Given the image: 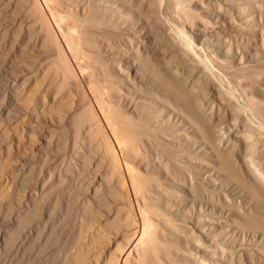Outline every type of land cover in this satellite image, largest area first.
Listing matches in <instances>:
<instances>
[{
    "label": "bare ground",
    "instance_id": "bare-ground-1",
    "mask_svg": "<svg viewBox=\"0 0 264 264\" xmlns=\"http://www.w3.org/2000/svg\"><path fill=\"white\" fill-rule=\"evenodd\" d=\"M2 2L4 1L0 0V7ZM18 2L24 11L22 16L24 18L21 20L24 19V24H27L22 31H25L26 36H23L26 38L25 43L31 41L32 48L36 52L38 50L44 52L45 57L54 56L55 60L53 57L51 60H54L52 64L56 68L53 67L55 68L53 76L43 78V75L49 72L45 73L46 68L43 69L44 65L40 62L36 71L34 70L35 73H42L38 76L42 78H38L40 81L36 82V88L28 89V79L23 76L22 82L18 81L20 86L16 92L14 90L15 95L11 99L16 103L17 100L21 101L23 105L22 115L25 116L28 127L32 128L35 150L45 151L43 153L45 160L54 157L52 162L55 161V164L48 169L44 168L46 174L44 177L41 175L42 179L37 178L39 194L37 191L26 192L32 194L27 195L30 197L27 203L23 202L21 214L19 213L22 209L18 211L19 215L16 214L17 211L14 212L15 215L12 213L17 217H14L16 219L14 221L18 226L13 227L14 222L10 221L13 222L10 229L32 225L34 220L31 222V218L36 219L37 213L40 218L46 213L49 215L53 210L57 213L55 212V209L59 211L57 208L46 213L45 211L52 204L47 201L48 198L55 194L53 197L58 199L56 194L60 192L58 193L56 189H60L59 186L62 184L58 187L57 185L62 182L65 184L62 187H65L66 191V196H63V203L67 206L65 210L70 213L68 207H72L70 204L75 201L80 205L79 223L85 229L82 231L80 227L79 231L82 233L86 230V233L84 232L83 236L80 233L78 236L75 235L78 239L77 241L74 239L76 242L74 245L71 243L73 245L71 250H69L71 244L66 241L70 245L67 249L71 252H68L69 256L64 255L67 256L65 258H68L67 261L62 256L61 259L65 262L58 264H221L226 256L224 248L221 249L222 244L216 245L218 232L223 235L225 233L223 239L230 246L231 251L230 249H228L230 252L227 251L228 255L230 253V261L227 260L229 264H264V260L258 259V255V258L254 256L257 254L252 252L254 250L248 249V246L260 239L262 249L258 251H264V76L250 81L253 83L249 82L250 85L255 83L252 89L249 87L250 93H245L242 87L241 97L240 93H237L238 95L235 93L240 98L239 103L233 91L223 87H227V84L222 86L223 82L217 83L219 79L217 73L220 75V72H216L215 68L221 57L222 66L229 64L228 66L234 67L232 63L236 61L240 70L242 68L250 70L254 67L250 63H254L255 60L248 58V45L254 44L252 41L257 40L260 49H264V27L261 26V21L260 28L257 24L253 25L254 18L248 17V13L250 9L257 7L258 2L250 3L249 0H18ZM167 4L170 5L169 8L172 6L175 8L174 26L169 24L171 15L168 16L169 19L168 12L163 14ZM2 13L4 15V11ZM2 13L0 12V15ZM164 15L166 16L163 17ZM170 23L172 24V21ZM229 31H234L236 37L234 33H228ZM210 35L217 36L215 41L217 49L211 47L212 45L208 46V42L204 44ZM224 35L226 36L223 38ZM242 35H247V38H244L245 43L242 41L244 40ZM251 36L254 37L252 41ZM258 43L251 44L255 53ZM166 49L165 55L163 53ZM18 54L20 68L28 69L31 60H27V50L21 48ZM48 61L51 64L50 60ZM213 61H216V64ZM226 79L224 83L228 82V78ZM53 81L59 85L58 89L54 87ZM188 82L192 84L189 86ZM13 88L15 89V86ZM229 88L234 90L230 86ZM215 108L218 111L214 110ZM220 110L231 111L229 113L231 123H236L240 118L241 123L243 119L240 116H243L250 124L254 118V128L247 123L250 127H242L240 130V124L239 129L234 126L233 129H229L230 126L226 124L228 119L225 117L222 118V122L225 119L223 124L220 121L217 123L216 119L214 122L213 116L219 118V114L222 113ZM214 111L218 114L213 115ZM66 118L80 121L72 141L70 140L72 149L68 154L65 153L69 144L66 133L64 135L66 138L63 137L64 140L57 138L56 143L52 133L53 127ZM246 122H243L244 125ZM231 123L229 124L232 127ZM98 131L103 132L105 138L100 133L99 135L103 140H107V148L100 147V136L97 135L99 140L95 136ZM148 132L159 137V139L154 137L152 145L149 137V141L144 137L151 134ZM258 132L262 133L258 134L259 138ZM196 138L199 139L197 144ZM52 143L55 148L51 147ZM104 143L105 141L101 144ZM143 143H147L148 146ZM106 157L111 158L109 162L106 161ZM24 158L26 159V156ZM202 170L209 171V177L205 176L204 180L199 178ZM30 171L32 169H29ZM220 176L225 177L229 185L227 181L225 182L226 179L219 178ZM20 184L19 187L22 186ZM16 186L14 187L17 188ZM218 191L219 193L222 191L220 196L223 195V199L230 207L232 217L230 224L227 223L228 220L217 221L218 216L214 218L219 209L216 210V205L222 204L218 200L216 205L214 203L216 202L214 196L218 195ZM56 200L53 201L59 203L61 199ZM225 205L227 206L226 203ZM64 212L62 214L58 212L61 214L60 217L65 218ZM220 212L221 209L218 210V213ZM6 215L8 216L7 213ZM6 215L3 214L4 217ZM58 220L61 222L60 218ZM40 221L35 220L36 223ZM59 226L61 225H58V228H61ZM58 231L55 234L57 236L61 232ZM11 233L8 237L16 236L15 233L10 235ZM6 234L0 237L4 240ZM18 234L17 231V237L20 236ZM27 236L24 238L27 239ZM75 236L73 238H76ZM17 237L9 238L8 244L15 243L11 240H16ZM7 238L5 241H8ZM27 243L24 241L23 245H27L28 249L30 241ZM173 243L175 246L176 244L192 246L201 250L203 255L198 256L195 252L196 254L189 257L188 253L179 249L180 251H176V254L182 253L179 263L173 258ZM9 245L5 246L7 251ZM218 246H220L218 253L221 254L218 257L223 256L224 259L218 258L215 250H208L213 247L217 250ZM44 247L45 245L42 248ZM23 249L25 247L21 249L24 252L26 249ZM4 252L0 255L3 253L5 256L10 251L6 254ZM21 253L19 255L23 257ZM1 257L4 261L3 255ZM8 260L10 264L12 260ZM6 262L8 264V261ZM17 262L14 264H19Z\"/></svg>",
    "mask_w": 264,
    "mask_h": 264
},
{
    "label": "rangeland",
    "instance_id": "rangeland-1",
    "mask_svg": "<svg viewBox=\"0 0 264 264\" xmlns=\"http://www.w3.org/2000/svg\"><path fill=\"white\" fill-rule=\"evenodd\" d=\"M4 2H2L1 3V7H0V12L2 13L3 11H4V15H3V13H2V15H0V71H2V72H0V212L2 211L3 213H0V229L1 228H3L2 230H0V236H3L5 233H7L5 236L6 237H4L5 239L8 237V234L9 233H11L10 235H12L13 233H15L16 234V236L15 235H12L11 237H8L7 239H8V241L6 242L5 241V239L3 240L2 239V237H0L1 239H0V242H4V243H7L6 245H9V244H11V245H13L14 244V246H11V245H9V247H8V250L10 251H7V248L5 247L6 245L4 244V243H0V246L1 247H5L6 248V251L7 252H9V253H7L4 249L5 248H1L0 247V254H1V252H4L6 255L4 256V254L2 253V255H3V260H4V258H5V260L6 261H8V264H9V260L8 259H11L12 261L10 262V264H14V263H16L17 262V260H18V262L17 263H21V264H23L24 262H26V263H24V264H44L46 261L48 262H46L47 264H49V263H52L53 262V259H54V262H53V264H55L56 262V264H58V263H61L62 261H64L65 262V260L67 261V259H65L67 256H69V254L70 253H68V252H71V251H69V250H71V247L76 243L75 242V240L77 241V239H78V233H80L81 232V230L82 229H85V228H83L82 227V225H80L81 223H79V221L81 222V220H80V217H81V211L79 210L80 209V205H78V203H75V202H73V203H71L70 205L73 207H68L69 209L68 210H70V213H69V211H66L67 210V206L63 203L64 201H63V199H64V197L66 196V191H64V189H65V187H62L63 185L65 186V184L64 183H62V182H60L58 185H57V187L59 186V185H61V186H59L60 187V189L62 190H60L59 188H57L56 189V191H58V193L60 194H56L57 196H58V199L57 200H59V199H61V200H59V203H58V201L53 197V196H55V194H53L50 198H48V202L49 203H51L52 202V204H53V202L56 200L57 202H54V204L52 205V204H50V208L49 209H47L46 211H45V213L46 212H49L51 209L53 210V208L55 209V208H57V209H59V211H56V209H55V212H57V213H54V210H53V212L52 211H50V212H52V214H54V216H58V218H60L61 219V222H60V220H58V218H57V216L56 217H54L50 212H49V215H47L48 213H46L43 217H41L40 218V216H39V214L37 213L36 214V216H37V218L35 219V217L34 218H31L32 220H31V222L33 221L34 223L32 224L31 222V224L33 225H28V227H27V225L26 226H24V227H20V228H17V229H10V227H11V224H12V226L13 227H15V226H18V225H16V219L15 218H17L16 216H14L15 215V213H16V211H17V213L16 214H18L20 211L19 210H21V212L19 213V214H21L22 213V211H23V208H24V204H23V202L24 201H26V203H27V201L29 200V194H32V193H27L26 194V192H35V191H37L40 187L38 186V185H36L37 183L36 182H38L39 180L38 179H42V177H41V175L44 177V174H46V170L45 171H43L44 170V168L45 169H48V167L49 166H53V164H55V161L54 162H52L53 160H54V157L52 158H46V160H45V155L43 154L45 151H43V150H41V151H37V150H35V146H34V143H35V141H34V134H32L33 133V131H32V128L30 129L29 127H28V124H27V122H26V119H25V116L24 115H22V113H23V110H22V108H23V105L21 104V101H19V100H17V103L16 102H13L12 101V99H11V97H13V95H15V93H14V90H15V92H16V90H17V87L18 86H20V84H18V81H19V83L20 82H22V77L23 76H26L27 77V79H28V83H27V88L28 89H30V90H34L35 88H36V82H39L40 80V78H42V77H38V76H41L42 75V73H35L34 72V70L38 67V65H39V63L40 64H43L42 66L44 67L43 69H45V73H47V72H49V73H47V74H44L43 76V78H45L46 76H47V78L48 77H50V76H53V74L55 73V66L53 65L54 64V62H52V61H54L55 60V58H54V56H50V57H48L47 55H46V57L45 56H43L44 55V52H42L41 50H38V52H36L33 48H32V42L30 41V42H28V44H26L25 43V41H26V38L25 37H23L24 35H25V31L24 32H22L23 31V27H25L27 24H24L25 22L23 21V20H21L22 18H24V17H22V16H24V11L22 10L23 8L21 7V5L19 4V2H18V0H3ZM251 1V2H250ZM255 1H257L258 2V4H257V7L256 8H254V9H250L249 10V13H248V17H253L254 18V23H253V25H255V24H257V26H258V28H260V21H261V26H263L264 27V0H249V2L250 3H252V2H255ZM6 3V4H5ZM2 5H3V7H2ZM170 6V5H169ZM169 6H168V4H167V9L164 11V13L163 14H167L166 12H168V14H169V12L170 11H172L173 12V14H171L172 12H170V14L168 15L167 14V17L168 16H170L172 19H170V17H168L171 21H172V24L169 22V24L170 25H172V26H174L175 25V21H173V20H176V17H174L173 18V16H175L176 14H175V12H174V10H175V8H172V7H174V6H172V7H170L169 8ZM4 9V10H3ZM170 9V10H169ZM169 10V11H168ZM180 11V10H179ZM7 12V13H6ZM6 13V14H5ZM11 13V14H10ZM14 13V14H13ZM180 14L182 13V11L181 12H179ZM2 16V17H1ZM20 16V17H19ZM166 15H164L163 17H165ZM1 19H2V21H1ZM12 19V20H11ZM14 19V20H13ZM12 21V22H11ZM23 22V23H22ZM213 22V21H212ZM17 24V25H16ZM20 25V26H19ZM15 26V27H14ZM21 26H22V29H21ZM12 28H14V29H12ZM234 31H235V29H234ZM234 31H229L228 33H230V34H233L234 33V35L236 34ZM4 32V33H3ZM107 33V32H106ZM241 33H243V32H241ZM10 34V35H9ZM13 34V35H12ZM23 34V35H22ZM227 34V33H226ZM6 35V36H5ZM233 35V36H234ZM26 36V35H25ZM226 35H224L223 36V38L225 37ZM246 36V37H245ZM234 37H236V35L234 36ZM237 37H238V35H237ZM242 37H243V39L245 38H247V35H242ZM249 37V36H248ZM25 38V39H24ZM209 39V40H208ZM245 39L244 40H242V41H244V43H245ZM252 39H254V37H250V41H252ZM256 39H258V38H256ZM211 40V41H210ZM215 41H217V36L215 37V35H210V36H208L207 37V39H206V41H204V44L206 43L207 44V42H208V46L210 45H212L211 47H213L214 49L216 48L217 49V45L215 44L216 42ZM252 42H254V44H255V42L256 43H258V41L256 40V41H252ZM244 43H243V45H244ZM252 43H250L249 45H248V53H249V55H248V58L249 57H251L250 59L251 60H255L254 61V63H250L251 65H254V67H252V69H244V68H242L241 70H240V66H239V64L236 62V61H233V66L234 67H231V66H228L229 64H224L223 66H225V67H223L222 66V64L223 63H221L220 61L222 60V58L223 57H221V60L219 59V63L217 62V64H216V61L214 62L213 61V63H215L216 64V69H217V71L216 72H220V75L221 74H223V75H219V73H217V75H218V78L221 80V79H223V81L221 80H217V83L219 82L220 84H221V82H223L221 85L223 86L224 84L226 85L227 84V87L226 86H223V87H225L227 90H230L231 92L233 91V94H239L240 92H242L243 93V91H242V88H243V90L245 91V93H250L249 92V90L251 91V89H252V86H254V84H252V85H250L249 84V82L250 81H252V80H255V79H259V78H262V76H264V49H260V47H259V43L257 44L258 46L257 47H259V48H257L256 47V53H255V51L254 50H252L253 48H254V46H252V45H254V44H252ZM29 45V46H28ZM31 45V46H30ZM252 47V48H251ZM26 49L27 50V53H28V61L29 60H31V62H30V64H29V66H28V69H22V68H20L21 66H19V60L20 59H18L19 58V54H18V52H20V49ZM164 51H166V52H164ZM162 50V53L163 54H167V49L166 50ZM14 52V53H13ZM40 52H41V54H40ZM252 52H254V53H252ZM40 55H39V54ZM43 53V54H42ZM162 53H160V54H162ZM159 54V53H158ZM157 54V55H158ZM255 54V55H254ZM14 55V56H13ZM42 56V57H41ZM255 56V57H254ZM43 57H44V59H43ZM48 57V58H47ZM51 57H53L54 58V60L52 59L51 60ZM14 58H16V59H14ZM38 58H40V59H38ZM9 59H11V60H9ZM36 59H38V61H36V63H33ZM46 62H45V61ZM48 60H50V62H51V64L49 63V61ZM43 61V62H42ZM18 62V63H17ZM45 62V63H44ZM222 62H223V60H222ZM28 63V62H27ZM48 63V64H47ZM53 63V64H52ZM221 63V64H220ZM18 66H17V65ZM46 64V65H45ZM52 65V66H51ZM220 65V66H219ZM15 66V67H14ZM217 66H219V67H217ZM6 67V68H5ZM13 67V68H12ZM50 69H49V68ZM53 67H55V68H52ZM231 67V68H230ZM11 68V69H10ZM223 68V69H222ZM226 68V69H225ZM9 69V70H8ZM48 69H49V71H48ZM236 69V70H235ZM218 70H220V71H218ZM244 70V71H243ZM36 71V70H35ZM50 71H54V72H50ZM227 71H228V73H227ZM32 72H34V74L32 73ZM225 72V73H224ZM230 72V73H229ZM2 73V74H1ZM50 74V75H49ZM224 75H226L225 77H224ZM227 75H229V76H227ZM220 76V77H219ZM245 78H244V77ZM236 77V78H235ZM239 77V78H238ZM20 78V79H19ZM39 78V79H38ZM226 78H228V82H226V83H224L225 82V80L227 81V79ZM241 78V79H240ZM16 79V80H15ZM231 81H230V80ZM233 79L236 81H233ZM251 79V80H250ZM36 80H38V81H36ZM246 80H248V81H246ZM189 81V80H188ZM232 81H233V83H232ZM239 81V82H238ZM189 84V86H190V84H192V82L190 83V82H188ZM236 83V84H235ZM240 84V86H239V84ZM250 83H253V82H250ZM12 84V85H11ZM16 84V85H15ZM53 84L55 85L54 87L56 88V89H58V87H59V85L55 82V81H53ZM228 84H229V86L232 88V89H234V90H231L230 88L228 89ZM234 84V85H233ZM15 86V89L13 88ZM57 86V87H56ZM233 86V87H232ZM245 86V87H244ZM235 87V88H234ZM242 87V88H241ZM249 87L251 88V89H249ZM224 88V89H225ZM237 88H238V90H239V92H238V90H237ZM244 88H246L247 89V91L244 89ZM13 89V90H12ZM60 89H62V90H64L62 87H60ZM59 89V90H60ZM62 90H60V91H62ZM236 90V91H235ZM13 93V94H12ZM242 93H240V97H241V94ZM235 94V95H236ZM237 94V95H238ZM64 95H65V93H64ZM235 95H234V97H235ZM236 95V97H235V99L237 98L238 100V102L240 101V98H239V96H237ZM5 96V97H4ZM3 99V100H2ZM241 102V101H240ZM239 102V103H240ZM7 107H6V106ZM5 107V108H4ZM7 109V110H6ZM22 110V112H21V110ZM214 110H216V108L214 109ZM4 111V112H3ZM6 111V112H5ZM216 111H218V110H216ZM216 111H214L213 112V115L214 114H218ZM222 110H220V112H221ZM219 112V113H220ZM225 112V111H224ZM223 111H222V113H224ZM231 111L230 110H228V111H226L225 112V114H222V113H220L219 114V118H221V119H219V118H216L215 117V115L213 116V120H214V122H216L217 121V123L220 121V122H222V118H224L225 117V119H228V120H226V124H228L230 127H229V129H233V126L234 127H238V129L240 128V130L241 129H243V128H245V127H250L251 126V128H254V124H255V122H254V118H252L251 119V117H248L249 119H251L250 121V124L248 123V122H246V120L244 119V117L243 116H240V117H242V119L244 120H241V123L239 122L240 121V119H239V121H238V123H237V121H236V123L234 124L233 122V124L230 122V120H231V116H229V113H230ZM11 113V114H10ZM21 113V114H20ZM222 114V115H221ZM228 114V115H227ZM3 115V116H2ZM224 115V116H223ZM231 115V114H230ZM5 116V117H4ZM221 116H223V117H221ZM229 116V117H228ZM260 117V116H259ZM10 120H9V119ZM11 118H12V120H11ZM215 119H216V121H215ZM225 119L223 120V122L225 121ZM230 119V120H229ZM255 120H257V119H255ZM7 121V122H6ZM229 121V122H228ZM232 121V120H231ZM246 122V124L244 125V123L243 122ZM9 122V123H8ZM223 122L221 123V124H223ZM254 122V123H253ZM79 123H80V121H79V119H77L76 121H74V119H72V118H66V119H64V120H62L60 123H58L55 127H53V131H52V133H53V137H54V139H55V143H56V140H57V138H59L60 140H64L66 137H68L67 138V140L69 141V144H68V148H67V150L65 151V153L66 154H68L70 151H71V149H72V147H71V141H72V137H73V135H74V132H75V130L77 131V124H78V126H79ZM225 123V122H224ZM229 123H231L232 124V127H231V125L229 124ZM243 123V124H242ZM250 125H248V124ZM252 123V124H251ZM70 124H72V125H70ZM216 124V123H215ZM220 124V125H221ZM240 124H241V126H240ZM219 125V124H218ZM236 125V126H235ZM72 126V127H71ZM240 126V127H239ZM64 127V128H63ZM70 127V128H69ZM74 127V128H73ZM243 127V128H242ZM59 128V129H58ZM235 129V128H234ZM237 129V128H236ZM59 130V131H58ZM74 130V131H73ZM244 130H246V129H244ZM63 131V132H62ZM73 131V132H72ZM147 130H145V132H146ZM65 133H66V135H65ZM99 133H100V135H102V136H104V134H103V132H99L98 131V133L95 135V136H97V135H99ZM102 133V134H101ZM147 133V132H146ZM152 134V136H151V134ZM260 132H258L257 133V138H259L260 136L258 135ZM61 134H62V136H61ZM148 134H150L149 136H144L147 140H148V137H149V139H150V144L152 143V140L154 141L155 139H159V137L155 134V133H152V132H148ZM154 134V135H153ZM260 134H262V133H260ZM57 135H59L58 137H57ZM66 137H65V136ZM99 135V136H100ZM99 136H97L96 138L98 139V137ZM262 136V135H261ZM63 137H65V138H63ZM70 137V138H69ZM143 137V136H142ZM143 137V138H144ZM154 137H155V139H154ZM158 137V138H157ZM63 138V139H62ZM95 138V139H96ZM102 137L100 136L99 137V139H100V143H99V145H101L100 147L101 148H104V147H106L107 148V146H108V143L106 144V142H107V140L106 139H104L103 140V138H105V136L101 139ZM58 139V141H60ZM96 139V140H97ZM98 139V140H99ZM197 139V138H196ZM71 140V141H70ZM97 140V141H98ZM103 140V141H102ZM105 141V145L103 144H101V143H103ZM149 141V140H148ZM199 142V139H197V141L195 142V144H197ZM60 143V142H59ZM58 143V144H59ZM145 146H148L147 145V143H143ZM153 144V143H152ZM151 144V145H152ZM61 145V144H60ZM107 145V146H106ZM34 146V147H33ZM53 146V148H55L54 146V143H52V145H51V147ZM102 146H104V147H102ZM50 147V148H51ZM9 149V150H8ZM5 150V151H4ZM7 150V151H6ZM239 150H241V147L239 148ZM32 151H34V153L32 152ZM35 151H37V152H35ZM260 151V150H259ZM32 152V153H31ZM40 152H42V153H40ZM40 153V154H39ZM30 154H31V156H30ZM36 154H38L37 156H36ZM42 154V155H41ZM240 154H241V151H240ZM35 155V156H34ZM6 156V157H5ZM26 156V159L24 158ZM32 156H34V157H32ZM44 156V157H43ZM41 157H43V158H41ZM23 158H24V160H23ZM6 159V160H5ZM28 159H30V160H28ZM111 158H109V157H106V161H108L109 162V160H110ZM27 160V161H26ZM41 160H43V161H41ZM47 162V160L49 161V162H47L48 164H46V162ZM4 161V162H3ZM34 162H36V163H34ZM45 164H44V163ZM33 165H32V164ZM17 164V165H16ZM44 164V165H43ZM60 164V163H59ZM58 164V165H59ZM31 165V166H30ZM33 166V167H32ZM64 166V165H63ZM30 167V168H29ZM32 167V168H31ZM40 167V168H39ZM28 168V169H27ZM63 168V167H62ZM29 169L31 170L32 169V171H30L29 172ZM41 169V170H40ZM37 170V171H36ZM39 170V171H38ZM18 171V172H17ZM27 171H28V173H27ZM16 172V173H15ZM24 172H26V173H24ZM36 172V174H34ZM38 172V173H37ZM39 172L41 173V174H39ZM43 172H45V173H43ZM209 171H207V170H202L201 172H200V177L199 178H201L202 180H204L203 178L206 176V177H209V173H208ZM15 174V175H14ZM22 174H24L22 177H20ZM26 174V175H25ZM28 174H29V178H28ZM32 174V175H31ZM36 176V177H35ZM5 177V178H4ZM27 177V178H26ZM40 177V178H39ZM21 178V179H20ZM38 178V179H37ZM219 178H222V179H226L225 177H222V176H220ZM14 179H16L14 182H13V180ZM11 180V181H10ZM21 180V181H20ZM25 181V182H23V181ZM30 180V181H29ZM31 180H32V182H31ZM33 181H35V182H33ZM63 181V180H62ZM227 181V179L225 180V182ZM15 182H17V184L15 183ZM20 182H22L21 184H22V186H20L19 187V184H20ZM28 182H30V183H33V184H29ZM19 183V184H18ZM27 185V187H26V185ZM28 183V184H27ZM20 184V185H21ZM24 184V185H23ZM227 184H228V181H227ZM2 185V186H1ZM18 187H17V186ZM28 185H30V186H28ZM229 185V184H228ZM8 188H7V187ZM14 186H16L17 188H15ZM25 186V187H24ZM30 187V188H29ZM35 187H36V189H35ZM62 187V188H61ZM21 188V189H20ZM4 189V190H3ZM30 189V190H29ZM33 189H34V191H33ZM60 190V191H59ZM39 192H40V190H38ZM38 191H37V193H38ZM1 192H2V194H1ZM17 192V193H16ZM64 193V195H63V193ZM217 192V191H216ZM222 192V191H221ZM221 192L219 193V191H218V195H215L214 196V201H216V200H218V202H221L222 204L221 205H223L222 207H221V205H219L220 203H218L217 201L216 202H214L215 203V205H216V210H217V208H219V209H221L222 210V212H220V213H218V210H217V212L214 214V218L216 219V217L218 216V218L216 219L217 221H221L222 219L225 221V220H228L229 222H227V223H231V210H230V207H229V205H228V202L227 201H225V199H223L224 197H222V196H220L221 195ZM55 193H57V192H55ZM39 194V193H38ZM26 195V196H25ZM27 195H29V196H27ZM62 196V197H61ZM64 196V197H63ZM81 196V195H80ZM219 196V197H218ZM2 197V198H1ZM24 197V198H23ZM53 197V198H52ZM57 198V197H56ZM219 198V199H218ZM221 198V199H220ZM26 199V200H25ZM28 199V200H27ZM238 199V198H237ZM2 200V201H1ZM54 200V201H53ZM219 200H222V201H224L226 204H227V206L229 207H227L226 205H225V203H223L222 201H219ZM7 201H8V203H7ZM61 201V202H60ZM110 201V200H109ZM6 202V203H5ZM111 202V201H110ZM55 203H56V206H54L55 205ZM4 204V205H3ZM5 204H7V206L5 205ZM9 204V205H8ZM73 204H75V205H73ZM51 205H52V207H51ZM60 205H65L64 207L62 206H60ZM220 207H219V206ZM224 205H225V208H224ZM60 206V207H59ZM20 208V209H19ZM72 208V209H71ZM75 208V209H74ZM3 209H5V211L3 210ZM8 209V210H7ZM16 209H18V210H16ZM66 209V210H65ZM228 209V210H227ZM227 210V211H226ZM230 210V211H229ZM9 211H10V214H9ZM19 211V212H18ZM63 211H65L64 212V216H65V218L62 216V217H60V215L63 213ZM75 211V212H74ZM4 212H6L7 214H8V216L6 215V213H4ZM15 212V213H14ZM58 212L59 213H61L60 215L58 214ZM14 215H13V214ZM3 214L4 215H6V217H4L3 216ZM13 216H12V215ZM18 214V215H19ZM56 214V215H55ZM69 214V215H68ZM17 215V216H18ZM51 215V216H50ZM66 215H68V216H66ZM75 215V216H74ZM221 215H223V216H221ZM227 215H229V216H226ZM33 216V215H32ZM46 216H47V218H46ZM219 216H220V218H219ZM15 217V218H14ZM39 217V218H38ZM45 217V218H44ZM75 217H76V220H75ZM224 217H226V218H224ZM230 217V218H229ZM9 218L11 219V218H14V219H11V220H9ZM51 218H52V220H51ZM55 218H57V219H55ZM62 218H64V219H62ZM42 219V221L43 222H45V223H41L42 221H40ZM49 219V220H48ZM69 219V220H68ZM15 220V221H14ZM35 220H39L40 222H35ZM44 220H46L47 221V223H46V221H44ZM63 220H68V222H66V221H63ZM10 221H13V222H10ZM62 221H63V223H64V228L62 227V225L63 224H61L62 223ZM75 221V222H74ZM223 221V222H224ZM2 222V223H1ZM4 222V223H3ZM52 222V223H51ZM55 222V223H54ZM60 222V223H59ZM226 222V221H225ZM40 223H41V225H40ZM49 223V224H48ZM67 223V225H65ZM73 223V224H72ZM76 223H78L79 224V226H78V224H76ZM226 223V224H227ZM15 224V225H14ZM36 224V225H35ZM38 224V225H37ZM52 224H53V226H55L54 228H52L53 226H52ZM40 225V226H39ZM58 225H61V226H59V227H61V228H63L64 229V231H63V229H62V231H63V233H62V231H61V228H58ZM38 226V228H36ZM42 226V227H41ZM45 226V227H44ZM73 226V227H72ZM27 227V228H26ZM31 227V228H30ZM34 229H33V228ZM39 227H41V228H39ZM57 227V228H56ZM77 227H78V229H77ZM81 227V230L79 231V228ZM6 229V232H5V229ZM7 228H9V230L7 229ZM28 228H29V230H28ZM48 228H49V230H48ZM68 228V229H67ZM70 228V229H69ZM76 228V229H75ZM24 230V232L27 234H29L30 233V235H26L24 232H23V230ZM34 231H33V230ZM55 229V230H54ZM7 230H8V232H7ZM12 230V231H11ZM14 230H16V232H14ZM22 232H21V231ZM31 230V232H29ZM57 230H59L58 232H60V233H58V236L60 237H58L57 235H55V234H57ZM75 230V231H74ZM1 231H3L2 233H1ZM17 231H18V235H20V236H18L19 237V239H18V237H17ZM37 231V232H36ZM39 231V232H38ZM83 231V230H82ZM5 232V233H4ZM37 234H36V233ZM48 232L49 233V235H48V233H47V235H46V233ZM51 232V233H50ZM54 232V233H53ZM77 232V233H76ZM84 232L86 233V230H84ZM84 232H82V233H80V234H82L81 236H83L85 233ZM25 234V236H27L28 238L26 239V238H24L25 236H24V234ZM62 233V234H61ZM71 233V234H70ZM84 233V234H83ZM219 233V235H218V237H216L217 238V243H216V241H215V243H216V245H221L222 244V246H221V249H223L224 248V250H225V252H224V256H226V259H224L223 258V256H221V258L222 259H224V261L222 260L221 261V264H229V262L227 261V260H229L230 259V253H229V255L227 254L228 252H230L231 251V249H230V246H229V244H228V242L227 241H224V235H225V233H224V235H223V233H220V232H218ZM23 234V235H22ZM34 234H35V236H34ZM41 234V235H40ZM45 234V235H44ZM53 234V235H52ZM74 234V235H73ZM78 234V235H77ZM33 236V239H32V236ZM38 235V236H37ZM40 235V236H39ZM71 235V236H70ZM75 235H77V236H75ZM31 236V237H30ZM43 236V237H42ZM76 237V238H73V237ZM12 237H14L13 239H15V237H17L16 238V240H11V242L12 241H15V243L14 242H12V243H9L8 244V242H10V240H9V238H12ZM29 237L31 238L30 240H29ZM39 237V238H38ZM42 237V238H41ZM45 237H46V239H45ZM52 237H54V238H52ZM56 237V238H55ZM72 237V238H71ZM26 239V240H22V239ZM36 238V239H35ZM57 238H59V239H57ZM66 238V239H65ZM72 239V240H70V239ZM221 238H222V240L224 241H222L221 240ZM21 239V241L19 242V240ZM45 239V240H44ZM51 239H52V241H51ZM55 239H57V240H55ZM75 239V240H74ZM39 240V241H38ZM17 241V242H16ZM24 241H25V243H27L26 241H28V243H29V241H30V245H28L29 246V248L27 249V245H23V243H24ZM56 243H55V242ZM63 241H65V242H63ZM69 243V244H71V246L69 245V244H67V242ZM222 241V242H221ZM33 242V243H32ZM44 242V243H43ZM46 242H47V244H46ZM57 242H59V243H57ZM74 242V243H73ZM226 242V243H225ZM259 244H258V243ZM17 243L19 244V245H23V246H19V245H17ZM27 243V244H28ZM37 243V244H36ZM50 243H53V244H50ZM214 243V244H215ZM2 244H3V246H2ZM32 244V245H31ZM34 244V245H33ZM45 245V247L44 248H42L43 247V245ZM174 244V243H173ZM255 244V245H254ZM254 244H251V246L252 247H254V249H252V247L251 246H248V249L250 250L251 249V251L252 250H254V251H252V252H254V254H256V255H254V254H252V255H254V256H259V258H258V256H257V258L258 259H260V260H264V256H262V255H264V251L262 250V252H259L261 249H262V247H260V239H258L257 241H255L254 242ZM19 247V248H16V249H18V250H16L14 247H17V246ZM36 245V246H35ZM40 245V246H39ZM42 245V246H41ZM49 245H51L50 246V248H49ZM177 246H175V244L172 246L173 247V249H172V254H173V258L175 259L176 258V260L177 261H179V263L181 262V258H182V253L180 254V253H178V254H176V251H180V250H183L182 252H185L186 254L188 253V255H189V257H191L190 255H193L195 252L197 253V255L198 256H200V254H201V256L203 255L202 254V251L201 250H197V249H195L194 247H192V246H187V247H184V246H179L178 244H176ZM257 245V246H256ZM47 246V247H46ZM62 247V249H61V247ZM65 246H66V249H65ZM67 246H70L69 247V250L67 249L68 247ZM12 247V248H11ZM22 247H25V249H23V250H25L24 252L21 250L22 249ZM33 247V248H32ZM38 247V248H37ZM59 247V248H58ZM223 247V248H222ZM251 247V248H250ZM258 247V248H257ZM13 249V251L11 250V249ZM32 248V249H31ZM37 248V249H36ZM46 248V249H45ZM48 248V249H47ZM175 248L177 249V250H175ZM261 248V249H260ZM2 249V250H1ZM15 249V250H14ZM30 249V250H29ZM42 249V250H41ZM180 249V250H179ZM220 246H218V249L216 250L214 247L213 248H211V249H208V250H215V252H219L220 250ZM228 249H230V251L228 250ZM255 249H257L256 251H255ZM260 249V250H259ZM40 252V254L38 255V251ZM46 250V251H45ZM61 250H63V252L61 251ZM64 250H65V253H64ZM68 250V251H67ZM193 250V251H192ZM259 250V251H258ZM34 251H36V252H34ZM44 251V252H43ZM54 251V252H53ZM175 251V252H174ZM188 251V252H187ZM189 251H191V252H189ZM228 251V252H227ZM12 252V253H11ZM13 252H15V253H13ZM22 252V253H21ZM43 252V253H42ZM174 252V253H173ZM18 255H17V254ZM19 253H21V255L23 256V257H21L20 255H19ZM33 253V254H32ZM55 253V254H54ZM68 253V254H67ZM190 253V254H189ZM195 253V254H196ZM259 253H263V254H259ZM15 254V256H13ZM29 255V257H28V255ZM34 254H35V256H34ZM47 254V255H46ZM49 254H51V256L49 255ZM57 254H58V256L60 257V259H58L59 257L57 256ZM63 254V255H62ZM67 255V256H64V255ZM179 254H180V256H179ZM2 255H0V257L2 256ZM10 255V256H9ZM25 255V256H24ZM45 255H46V257H45ZM56 255V256H55ZM217 255V257L218 256H220L221 254L220 253H218V254H216ZM7 256V257H6ZM8 256H9V258H8ZM17 256H20V257H17ZM62 256H64V257H62ZM15 257V259H13ZM44 257V258H43ZM51 257H52V259H51ZM57 257V258H56ZM61 257L62 258H64L65 260H62L61 259ZM228 257V258H227ZM16 258H17V260H16ZM19 258V259H18ZM23 258H24V260H23ZM218 258H220V257H218ZM220 258V259H221ZM21 259H22V261H21ZM31 259H34V260H31ZM47 259V260H46ZM56 259V260H55ZM2 261V257L0 258V263H7L6 261ZM14 260H16L14 263H12ZM26 260V261H25ZM44 260H46V261H44ZM49 260H51V261H49ZM58 260V261H57ZM24 261V262H23ZM39 261V262H38ZM42 261V262H41ZM60 261V262H59ZM226 261V262H225ZM230 261V260H229ZM36 262V263H35ZM261 262V261H260ZM264 262V261H263ZM3 263V264H4ZM45 263V264H46ZM63 264V263H62ZM64 264H66V263H64Z\"/></svg>",
    "mask_w": 264,
    "mask_h": 264
}]
</instances>
